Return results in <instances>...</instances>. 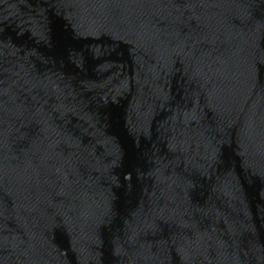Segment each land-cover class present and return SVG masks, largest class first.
<instances>
[{
  "label": "water",
  "instance_id": "1",
  "mask_svg": "<svg viewBox=\"0 0 264 264\" xmlns=\"http://www.w3.org/2000/svg\"><path fill=\"white\" fill-rule=\"evenodd\" d=\"M0 264H264V0H0Z\"/></svg>",
  "mask_w": 264,
  "mask_h": 264
}]
</instances>
